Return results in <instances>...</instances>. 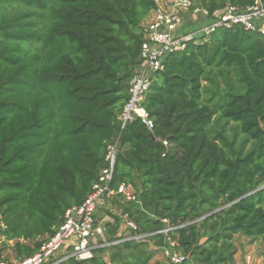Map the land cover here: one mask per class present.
Masks as SVG:
<instances>
[{
	"label": "trees",
	"instance_id": "trees-1",
	"mask_svg": "<svg viewBox=\"0 0 264 264\" xmlns=\"http://www.w3.org/2000/svg\"><path fill=\"white\" fill-rule=\"evenodd\" d=\"M192 1L213 13L257 0ZM154 8L155 0H0V237L18 262L84 203L119 137L111 187L130 185L139 203L113 197L111 210L138 233L161 230L162 220L179 227L169 237L183 264H234L235 237L260 243L264 264V37L233 26L170 55L143 103L153 129L139 120L120 129ZM107 215L105 238L117 240L121 220ZM164 239L67 264H151Z\"/></svg>",
	"mask_w": 264,
	"mask_h": 264
},
{
	"label": "built area",
	"instance_id": "built-area-1",
	"mask_svg": "<svg viewBox=\"0 0 264 264\" xmlns=\"http://www.w3.org/2000/svg\"><path fill=\"white\" fill-rule=\"evenodd\" d=\"M233 26L264 37V5L257 0L246 8L227 7L210 13L192 0H155V8L144 23L140 64L129 81V96L118 116L120 129L130 121L139 120L151 131L153 119L143 103L155 74L162 70L167 58L183 52L190 44L200 43L202 38L215 31ZM162 143L167 146L166 141ZM118 153L119 137L107 146L104 166L84 203L65 212L63 223L33 256L17 263L0 259V264H67L70 261H87L93 257L96 249H107L127 241L146 242L156 234L165 238L164 246L158 251L166 264H183L185 257L176 250L175 241L169 237L179 227L169 226L167 220H162L164 227L161 230L144 234L138 233L137 225L126 215H120L123 231L119 239L106 240L103 229L106 215L102 212L111 210L109 201L118 197L121 202L139 203L130 185L122 184L117 189L111 187Z\"/></svg>",
	"mask_w": 264,
	"mask_h": 264
},
{
	"label": "rangeland",
	"instance_id": "rangeland-1",
	"mask_svg": "<svg viewBox=\"0 0 264 264\" xmlns=\"http://www.w3.org/2000/svg\"><path fill=\"white\" fill-rule=\"evenodd\" d=\"M190 24H192V23H190ZM107 214H112L115 216L116 212H113L112 210H110V211H108ZM107 214H105L106 219H105L104 223L111 221V218H110L111 216L107 215ZM234 243H235L236 249L240 253L239 260H238L239 264H247V263L248 264H262L259 261L260 243H258V242L252 243L250 240L243 239L241 237H235ZM11 246H12L11 242L4 244L3 239L0 237V259L5 261V262H8V263H17L18 261L14 258V254H13V251L11 249ZM247 253H248V256L245 260V256ZM108 257H109V252L107 251L104 255L105 260L106 259L108 260ZM155 257L156 258L152 259V261L150 262L151 264H153V262L158 263V262L163 261L159 251L155 252Z\"/></svg>",
	"mask_w": 264,
	"mask_h": 264
},
{
	"label": "crops",
	"instance_id": "crops-1",
	"mask_svg": "<svg viewBox=\"0 0 264 264\" xmlns=\"http://www.w3.org/2000/svg\"><path fill=\"white\" fill-rule=\"evenodd\" d=\"M150 15V14H149ZM113 212H116L115 210H112ZM115 216H118L119 218H120V212L118 211V212H116V214H115ZM241 238H243V237H241ZM243 239H246V238H243ZM235 244V243H234ZM237 250V249H236ZM158 251V250H157ZM161 254V253H160ZM239 256H240V253H239V251L237 250V252H236V254H235V256H234V264H239V262H238V260H239ZM247 256H248V253L246 254V256H245V260H246V258H247ZM156 257L154 256L153 257V259H155ZM161 258L163 259V261H161V262H158L159 264H166V261L164 260V258L162 257V255H161ZM159 260V259H158ZM160 261V260H159ZM259 261L263 264V260H262V258L261 257H259ZM157 262H153V264H158ZM247 263V262H246ZM248 264V263H247Z\"/></svg>",
	"mask_w": 264,
	"mask_h": 264
}]
</instances>
